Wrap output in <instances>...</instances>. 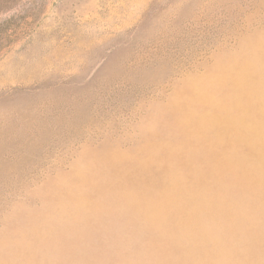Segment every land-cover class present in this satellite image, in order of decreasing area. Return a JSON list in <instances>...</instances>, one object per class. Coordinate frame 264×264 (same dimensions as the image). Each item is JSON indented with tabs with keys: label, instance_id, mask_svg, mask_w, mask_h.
Instances as JSON below:
<instances>
[{
	"label": "rangeland",
	"instance_id": "1",
	"mask_svg": "<svg viewBox=\"0 0 264 264\" xmlns=\"http://www.w3.org/2000/svg\"><path fill=\"white\" fill-rule=\"evenodd\" d=\"M0 264H264V0H0Z\"/></svg>",
	"mask_w": 264,
	"mask_h": 264
}]
</instances>
